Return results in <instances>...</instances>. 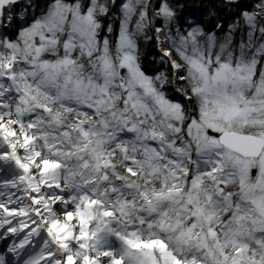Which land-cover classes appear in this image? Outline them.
<instances>
[{
    "label": "snow or ice",
    "instance_id": "1",
    "mask_svg": "<svg viewBox=\"0 0 264 264\" xmlns=\"http://www.w3.org/2000/svg\"><path fill=\"white\" fill-rule=\"evenodd\" d=\"M0 173V264H264V0H0Z\"/></svg>",
    "mask_w": 264,
    "mask_h": 264
},
{
    "label": "trees",
    "instance_id": "2",
    "mask_svg": "<svg viewBox=\"0 0 264 264\" xmlns=\"http://www.w3.org/2000/svg\"><path fill=\"white\" fill-rule=\"evenodd\" d=\"M187 2L192 5L193 7L196 6L197 4L201 3V0H187ZM244 3H249V0H243ZM152 54V51L149 50L148 56L150 57Z\"/></svg>",
    "mask_w": 264,
    "mask_h": 264
},
{
    "label": "rangeland",
    "instance_id": "3",
    "mask_svg": "<svg viewBox=\"0 0 264 264\" xmlns=\"http://www.w3.org/2000/svg\"><path fill=\"white\" fill-rule=\"evenodd\" d=\"M21 3H23V0H21ZM19 11V9H18ZM6 173H0V176L5 175Z\"/></svg>",
    "mask_w": 264,
    "mask_h": 264
}]
</instances>
